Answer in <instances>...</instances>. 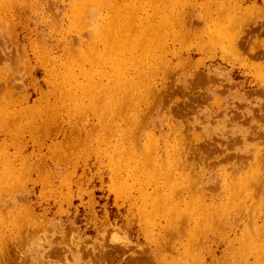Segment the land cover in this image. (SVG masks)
<instances>
[{
  "label": "rangeland",
  "instance_id": "374dc122",
  "mask_svg": "<svg viewBox=\"0 0 264 264\" xmlns=\"http://www.w3.org/2000/svg\"><path fill=\"white\" fill-rule=\"evenodd\" d=\"M142 263L264 264V0H0V264Z\"/></svg>",
  "mask_w": 264,
  "mask_h": 264
},
{
  "label": "bare ground",
  "instance_id": "6f19581e",
  "mask_svg": "<svg viewBox=\"0 0 264 264\" xmlns=\"http://www.w3.org/2000/svg\"><path fill=\"white\" fill-rule=\"evenodd\" d=\"M201 78V76L199 77V79ZM206 78H208V77H206ZM105 253V252H104ZM104 253H102V255H101V257H102V259H105V255H104ZM106 254H111V253H107L106 252ZM109 256H112V254L111 255H109ZM142 264H144V263H142Z\"/></svg>",
  "mask_w": 264,
  "mask_h": 264
}]
</instances>
